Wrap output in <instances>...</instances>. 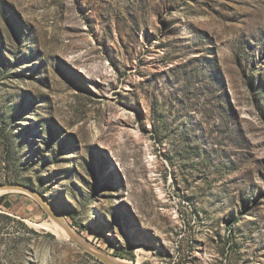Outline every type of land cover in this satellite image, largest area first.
Segmentation results:
<instances>
[{
  "label": "rangeland",
  "instance_id": "374dc122",
  "mask_svg": "<svg viewBox=\"0 0 264 264\" xmlns=\"http://www.w3.org/2000/svg\"><path fill=\"white\" fill-rule=\"evenodd\" d=\"M8 182L112 260L264 264V0H0ZM2 195L0 264H107Z\"/></svg>",
  "mask_w": 264,
  "mask_h": 264
},
{
  "label": "water",
  "instance_id": "95a60500",
  "mask_svg": "<svg viewBox=\"0 0 264 264\" xmlns=\"http://www.w3.org/2000/svg\"><path fill=\"white\" fill-rule=\"evenodd\" d=\"M0 190H5L7 192L24 191V192H29V193L33 194L34 196H36L41 201V203L43 204L44 208L49 213V215L57 223H59L61 226H63L66 229V231L69 233V235L73 241H75L76 243L81 245L84 249H86L87 251H89L93 255L97 256L98 258H100L101 260L106 262L107 264H117L116 262H114V260H112V258L106 256L105 254H102L101 252H99V251L91 248L90 246L86 245L85 243H83L80 240V238L78 237V234L72 228L71 224L66 220L64 214L61 211H59L52 203H50L43 196L39 195L37 192H35L31 188H29L23 184L8 182V183H1L0 184Z\"/></svg>",
  "mask_w": 264,
  "mask_h": 264
},
{
  "label": "bare ground",
  "instance_id": "6f19581e",
  "mask_svg": "<svg viewBox=\"0 0 264 264\" xmlns=\"http://www.w3.org/2000/svg\"><path fill=\"white\" fill-rule=\"evenodd\" d=\"M0 192H7V191L0 190ZM55 226L60 236L64 238H71L69 233L66 231V229L63 226H61L59 223H55ZM114 262H116L117 264H131V262H128L126 260H120V259H115Z\"/></svg>",
  "mask_w": 264,
  "mask_h": 264
},
{
  "label": "trees",
  "instance_id": "16d2710c",
  "mask_svg": "<svg viewBox=\"0 0 264 264\" xmlns=\"http://www.w3.org/2000/svg\"><path fill=\"white\" fill-rule=\"evenodd\" d=\"M5 196L6 195H2L1 197H0V205L2 204V202H3V200H4V198H5ZM4 205L5 206H7V207H11L12 205H11V203H9V202H5L4 203ZM1 214V216H4V217H8V218H11L10 217V215H6V214H4V213H0ZM70 217H73V216H71V215H69ZM22 222V221H21ZM22 224L23 225H25L23 222H22ZM73 225V224H72ZM26 226V225H25ZM27 228V227H26ZM30 231H34L33 229H30V228H28ZM50 236H53V234L52 233H48ZM122 255H124V254H122ZM128 256H130V258L132 259V260H134L135 259V255H134V253H131L130 255H128Z\"/></svg>",
  "mask_w": 264,
  "mask_h": 264
}]
</instances>
